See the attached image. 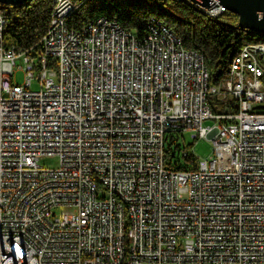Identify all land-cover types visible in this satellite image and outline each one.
Here are the masks:
<instances>
[{
  "label": "built area",
  "instance_id": "built-area-1",
  "mask_svg": "<svg viewBox=\"0 0 264 264\" xmlns=\"http://www.w3.org/2000/svg\"><path fill=\"white\" fill-rule=\"evenodd\" d=\"M77 2L19 50L0 3V264H264V45L213 84L168 24L152 50L116 18L71 23ZM186 133L213 154L177 170Z\"/></svg>",
  "mask_w": 264,
  "mask_h": 264
},
{
  "label": "trees",
  "instance_id": "trees-1",
  "mask_svg": "<svg viewBox=\"0 0 264 264\" xmlns=\"http://www.w3.org/2000/svg\"><path fill=\"white\" fill-rule=\"evenodd\" d=\"M52 0H30L24 5H4L6 16L4 42L6 47L29 48L37 44L47 29ZM108 15L116 18L128 29L140 34L149 33V26L161 21L177 33L184 46L205 56L211 72V82L217 84L227 76L234 56L246 42H263L264 36L254 34L239 24V16L225 11L209 17L186 0H88L83 3L71 23H84ZM177 139L167 140L165 162L174 169H194L197 159L187 150L176 145ZM191 147V146H190ZM186 151L182 165L177 153Z\"/></svg>",
  "mask_w": 264,
  "mask_h": 264
},
{
  "label": "water",
  "instance_id": "water-1",
  "mask_svg": "<svg viewBox=\"0 0 264 264\" xmlns=\"http://www.w3.org/2000/svg\"><path fill=\"white\" fill-rule=\"evenodd\" d=\"M30 0H0L3 5H24ZM205 8L222 5L239 16L241 27L264 36V0H188Z\"/></svg>",
  "mask_w": 264,
  "mask_h": 264
},
{
  "label": "rangeland",
  "instance_id": "rangeland-1",
  "mask_svg": "<svg viewBox=\"0 0 264 264\" xmlns=\"http://www.w3.org/2000/svg\"><path fill=\"white\" fill-rule=\"evenodd\" d=\"M209 17H214L213 15L207 14ZM264 42V41H263ZM257 43V42H252ZM24 60L17 59L15 66V82L21 84L24 82ZM33 89H38V85L35 83L32 87ZM211 122V121H208ZM213 123V122H211ZM182 138L180 135H175L174 138L177 139L176 145L183 147V145H188L189 149L187 150L190 154H192L198 161L208 159L210 155L213 154V144L208 138H198L194 139L191 133H186ZM191 146V147H190ZM178 157H180V162L182 165H188L187 161L184 159L185 152L182 150L180 153H177ZM41 162L46 166L55 168L58 165V158L56 156L52 157H44Z\"/></svg>",
  "mask_w": 264,
  "mask_h": 264
},
{
  "label": "bare ground",
  "instance_id": "bare-ground-1",
  "mask_svg": "<svg viewBox=\"0 0 264 264\" xmlns=\"http://www.w3.org/2000/svg\"><path fill=\"white\" fill-rule=\"evenodd\" d=\"M87 1L88 0H78V2H77V9H79V7L83 3L87 2ZM186 1H188V0H186ZM188 2H190V1H188ZM190 3H192V2H190ZM192 4L195 5L198 9H200L205 14H210L208 10H204L202 8H199L197 4H194V3H192ZM225 11H227L226 8H224V12ZM149 29H150L149 33H147L145 35H143V34H140V35L142 37H148V41H149V44L152 47V50H160V38H164L163 26L161 24H159V23H155V25L149 26ZM135 32L136 33H139L136 30H135ZM254 44H256V45H264V42H257V43H254Z\"/></svg>",
  "mask_w": 264,
  "mask_h": 264
}]
</instances>
